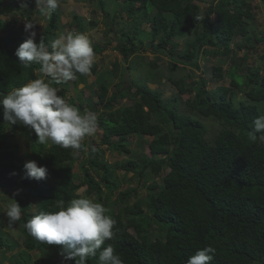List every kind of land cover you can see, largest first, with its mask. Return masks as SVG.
<instances>
[{
	"label": "trees",
	"instance_id": "1",
	"mask_svg": "<svg viewBox=\"0 0 264 264\" xmlns=\"http://www.w3.org/2000/svg\"><path fill=\"white\" fill-rule=\"evenodd\" d=\"M110 1L98 0L104 22L111 21L107 13ZM116 1L123 2L127 19L117 31L110 26L106 29L102 34L106 43L93 44L96 55L113 43L125 61L134 56L146 59L143 40L138 41L145 33L153 38L148 43L152 54L172 58L170 72L157 79L152 68L145 77L160 85L172 84L177 92L164 98L161 90L145 79L131 77L128 87L119 83L110 95L111 78H98L97 100L93 101L80 90L70 95L65 88L68 81L53 83L59 89L57 94L81 112L97 114V132H101L99 139L105 146L99 144L95 152L86 140L79 151L50 142L40 144L34 129L5 121L0 108V193L18 197L20 234L25 236V248L12 260L15 264H57L45 253L61 250V246L36 240L24 225L40 211H55L59 201L67 204L85 196L103 204L116 221L114 238L106 240L95 256H89L87 264H98L100 251L109 244L123 264H187L197 250L209 245L216 249L211 264H264V141L259 139L261 133L253 138L254 120L264 115V53L261 65L253 60L257 45L264 43V34L253 30L258 6L250 0ZM34 10V0H0V98L40 77V65L33 63L26 68L16 56L23 43L15 29L18 18H3V13H14L19 19L30 20ZM46 14L48 24L39 42L43 39L47 44L65 27L60 21L74 25L78 33L98 24L96 20L87 22L78 11L63 20L58 8ZM146 22L148 29L143 27ZM180 38L186 40L181 49ZM202 54L218 58L209 78L195 79L192 71L180 76L174 72L179 63L200 68ZM226 63L228 68L224 69ZM118 64L116 61L114 66ZM150 64L158 68L156 61ZM98 68L95 61L90 71L95 74ZM128 69L132 70L130 64ZM88 74H77L73 82L86 84ZM210 80L223 83L209 90ZM125 98L130 103L125 104ZM206 120L218 125L212 138ZM97 132L92 143L97 141ZM18 134L29 149L25 157ZM135 136L149 137V154H143L142 160L131 157L129 141ZM106 147L125 152L127 160L109 162ZM80 158L82 171L77 174L75 165ZM28 160L46 167V178H28L24 169ZM119 168L138 183L119 190ZM144 186L150 191L142 196ZM3 215L0 210L1 260L19 246L6 234L8 219ZM35 249L40 250L36 258L31 255ZM60 259L76 264V258L66 260L61 252Z\"/></svg>",
	"mask_w": 264,
	"mask_h": 264
},
{
	"label": "clouds",
	"instance_id": "2",
	"mask_svg": "<svg viewBox=\"0 0 264 264\" xmlns=\"http://www.w3.org/2000/svg\"><path fill=\"white\" fill-rule=\"evenodd\" d=\"M36 3L47 13L58 7V0H36ZM123 9L121 2L119 10L125 16ZM25 28H32V24L28 23ZM16 56L26 68L33 63L40 65V78L14 88L0 98L3 119L34 129L40 144L51 141L65 149L81 150L85 138L96 134L98 116L90 110L81 112L58 95L59 89L52 85L75 80L77 74L90 72L96 59L90 37L85 33L69 32L47 44L43 39L36 43L35 32H32L16 49ZM254 129L253 138H256L255 133H261L259 139L264 141V115L254 120ZM91 151L95 152V147ZM24 169L28 178H46V167L38 166L35 161H27ZM6 215L10 225L21 219V207L16 201L7 206ZM115 224L103 204L80 197L67 204L59 201L55 211H40L24 227L36 240L61 246L64 259L76 258V264H87L89 256H95L106 240L114 238ZM215 251L211 245L199 249L187 264H211ZM98 264H123V260L109 244L100 251Z\"/></svg>",
	"mask_w": 264,
	"mask_h": 264
},
{
	"label": "rangeland",
	"instance_id": "3",
	"mask_svg": "<svg viewBox=\"0 0 264 264\" xmlns=\"http://www.w3.org/2000/svg\"><path fill=\"white\" fill-rule=\"evenodd\" d=\"M106 1V0H104ZM258 6V8L255 9V19L252 21L253 22V30L260 36L264 34V4L261 2V0H250ZM114 2V4H112ZM202 4V2H199ZM110 8L108 9L107 13L110 14L111 21L104 22L103 15L101 13V10L97 7L98 5V0L95 2H89V0H58V10L59 13L61 14V19H67L71 13L79 12L83 16L86 17V21L90 22L92 20L97 21V26L95 29H91V26H88L85 34H87L90 39L92 40V44L94 43H99L101 45L104 44L105 38L102 37V34L106 32V29L108 30V27L112 28L113 30H118L124 25V20L127 18L126 16H123V14L120 12L119 7L121 6V3L112 0L109 3ZM26 8L29 9V5L26 4ZM34 8L35 10L31 14V19L26 20L24 17H21L19 19V16L15 15L14 13H3V18H10L14 19V17L18 18V26L16 24L15 29L18 32L19 36V41L24 42L25 39H27L32 32H35V42L39 43V37L44 28L47 27L48 24V14L43 10L42 5H37L36 0H34ZM95 9H98V12L94 13ZM115 18V21L112 22V19ZM122 18V21H121ZM117 20L120 21V23H117ZM71 22V19H70ZM30 23L32 24V28L26 30L25 26ZM60 24H63L65 27L62 29V32L59 31L58 35L60 34H67L69 32H75L78 33V29L72 25V27H69L68 25H65L63 21L59 22ZM108 23V26L105 24ZM150 24L148 22L143 24V27H148ZM99 30L100 33H97L96 30ZM148 29V28H147ZM113 38L116 36L115 32L112 31ZM112 38V37H111ZM153 38L148 37L145 33L143 35H139L138 41L139 40H144L142 42L143 44V52L142 55L145 56L146 59H140L138 56H134L131 58L130 61H125L121 55V53L114 49L113 43L109 44L108 48L106 47V50H104L102 53L96 55L95 61L99 63V68L98 71L95 74H92L90 71L88 74V82L85 83H79L76 84L73 82V80H69L65 84V88L70 91V95H76L77 91L80 90L85 98H88L89 96L93 97L92 100H97V97L95 95V90L97 89L98 86V78H111L109 79V85H110V90L109 94L111 95L114 90V87L121 83V87H128L130 83L131 77H135L136 81H144V79L149 82L151 87L153 88H159L161 92L163 93L164 98H169L174 95V92H177V88L172 85V84H163L160 85L158 81H154L153 79H147L146 72L148 69H152L155 71V76L157 79H160L162 74L170 72L169 71V64L171 62V57L169 55H154L152 54V50L148 46V43L151 42ZM113 40V39H112ZM185 39H178L179 42V49L185 47ZM106 43V42H105ZM105 47V46H104ZM264 53V43H259L257 45V53L253 57V60L256 65H261L263 63V60L261 59V54ZM242 52L239 51L240 56ZM137 58V59H136ZM217 57L213 54H207V55H201L199 59V65L200 68L197 67H192L191 65H184L183 63H179V67L174 70V72H178L177 75H186L190 71L194 73V78L199 79L200 77H205L209 78L212 74V68L213 66L217 63ZM137 60V61H136ZM156 61L158 63V68L154 69V67L150 64V62ZM118 61L119 64L117 67L114 66V63ZM235 62H238V60H235ZM132 66V70L129 71L128 65ZM228 68V63L224 65V69ZM192 73V74H193ZM160 76V77H159ZM40 78V77H39ZM163 82H165L164 78H161ZM223 81H212L210 80L208 82V88L209 90L215 89V87L219 84H222ZM75 84L77 85V88H74ZM227 84V82H225ZM134 90V88H133ZM123 102L125 104L130 103L128 99H123ZM207 121V120H206ZM208 126L210 127L209 131V137L212 138L215 136L217 133V127L218 125L216 122L208 120L206 122ZM98 135L95 136V139L97 140L96 142L92 143V136L91 137H86L85 140L88 143H91L92 146L97 147V146H105L100 142L99 136L101 135L100 131L97 132ZM149 137H138L135 136L134 139L132 138L129 142V148L131 150V157L133 159H143V154H149V148L146 143L147 139ZM18 140L23 143L22 137L20 134H18ZM51 144L52 142L49 141ZM26 142L21 144L22 146V151L21 155H24V152H27L29 149L25 147ZM100 144V145H99ZM105 149V158L112 163L115 162H125L127 160V155L125 152H117L114 148H104ZM84 159V157H82ZM82 158H80L76 165H75V172L79 174L82 170L81 168V162ZM29 161V160H28ZM27 162V161H26ZM117 174V179L120 181V189H126L127 187L134 186L138 183L137 179L136 181H132L129 179V176H125L126 171L124 169L119 168L116 172ZM150 174V173H149ZM151 177V176H150ZM99 180V179H97ZM20 192H22V189H19ZM150 189L147 188V186H144L141 188L140 194L142 196L146 195L147 192H149ZM82 192V189H81ZM85 197V196H83ZM19 204L20 203L17 201L18 197H13L10 193L8 194H1L0 193V210L4 214V219L7 217L6 213V208L9 204L15 202L14 200ZM35 209L33 208V211ZM8 219V217H7ZM22 224L19 222H16L14 225H10L8 222H6V225L4 227L6 234L10 236L11 241H15L19 246L16 247L15 249L8 251V257L5 258L4 260L0 259V264H15L12 259L18 256V254L15 256V253H18L20 250H23L25 248V245L23 243V240H25V236L20 234V227ZM40 252L39 249H35L31 251V255L36 258L37 254ZM60 252L61 250H52L48 249L46 250V255L51 257L54 261V263L57 264H66L60 259Z\"/></svg>",
	"mask_w": 264,
	"mask_h": 264
},
{
	"label": "bare ground",
	"instance_id": "4",
	"mask_svg": "<svg viewBox=\"0 0 264 264\" xmlns=\"http://www.w3.org/2000/svg\"><path fill=\"white\" fill-rule=\"evenodd\" d=\"M20 189V188H19ZM19 189H17V190H19Z\"/></svg>",
	"mask_w": 264,
	"mask_h": 264
}]
</instances>
